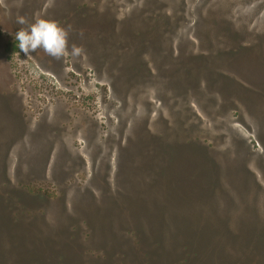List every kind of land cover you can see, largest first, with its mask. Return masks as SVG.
I'll list each match as a JSON object with an SVG mask.
<instances>
[{"label":"rangeland","instance_id":"1","mask_svg":"<svg viewBox=\"0 0 264 264\" xmlns=\"http://www.w3.org/2000/svg\"><path fill=\"white\" fill-rule=\"evenodd\" d=\"M0 264H264V0H0Z\"/></svg>","mask_w":264,"mask_h":264},{"label":"clouds","instance_id":"2","mask_svg":"<svg viewBox=\"0 0 264 264\" xmlns=\"http://www.w3.org/2000/svg\"><path fill=\"white\" fill-rule=\"evenodd\" d=\"M17 22L21 25L26 23L23 18H19ZM66 38L67 32L64 28L56 22L46 19H36L26 28L17 30L14 35L19 51L23 52L25 56L40 48L47 55L57 59L65 53ZM71 54L78 56L80 49L73 47Z\"/></svg>","mask_w":264,"mask_h":264}]
</instances>
